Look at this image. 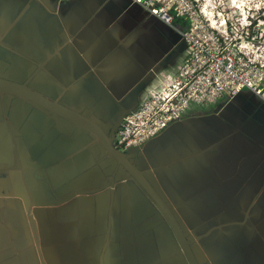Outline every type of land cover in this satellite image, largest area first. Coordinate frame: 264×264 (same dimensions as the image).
I'll return each mask as SVG.
<instances>
[{"label": "crops", "instance_id": "crops-1", "mask_svg": "<svg viewBox=\"0 0 264 264\" xmlns=\"http://www.w3.org/2000/svg\"><path fill=\"white\" fill-rule=\"evenodd\" d=\"M23 1L0 0V26ZM27 1L7 42L40 61L45 45H57L62 35L68 43L58 53L68 68L80 76L95 66V75L80 78L88 99L78 103L101 123L100 116L108 118L114 108L110 92L129 104L148 67H172L185 50L178 31L185 19L176 17L171 26L131 0ZM52 68L63 70L58 63ZM50 82L40 72L31 83L55 95L59 88L51 89ZM92 82L99 95L83 84ZM243 91V109L252 114L260 108L262 125L253 128L250 119L231 129L205 123L208 114L187 116L150 139L148 158L136 160L141 168L160 166L162 180L155 172L147 176L178 204L187 233L192 227L197 234L210 230L194 246L201 264H264V102ZM3 100L0 264H187L170 227L132 181L116 179L111 192L112 163L101 160L97 147L94 154L83 150L67 159L87 136L77 133L73 140L68 122L57 120L55 128L44 111L11 96ZM245 136L252 144H245Z\"/></svg>", "mask_w": 264, "mask_h": 264}, {"label": "built area", "instance_id": "built-area-1", "mask_svg": "<svg viewBox=\"0 0 264 264\" xmlns=\"http://www.w3.org/2000/svg\"><path fill=\"white\" fill-rule=\"evenodd\" d=\"M131 1L171 26L185 16L178 30L185 50L177 64L153 73L124 115L113 135L117 149L140 147L176 121L215 112L245 89L264 102V46L256 35L235 31L231 18L217 17L198 0ZM255 24L249 19L241 26Z\"/></svg>", "mask_w": 264, "mask_h": 264}, {"label": "water", "instance_id": "water-1", "mask_svg": "<svg viewBox=\"0 0 264 264\" xmlns=\"http://www.w3.org/2000/svg\"><path fill=\"white\" fill-rule=\"evenodd\" d=\"M23 3L24 4L20 7L13 19L7 23L6 27L0 34V53L1 48H5L13 54L11 58L0 54V101L2 104L4 102V96H11L15 99L18 98L23 100L24 103H29L49 115L53 120V125L55 128H59L57 125V120L68 122L69 127L72 129L71 134L73 136V140L77 133L87 136L88 140L86 143L72 148L73 150L71 149L69 153L67 152L68 154L66 155L69 156L67 159L74 158V156H77L83 150L92 151L93 147H97L101 151V160L104 159L106 162L112 163V171L108 173L110 178L109 184L111 187V192H113L115 182L117 180L132 181L144 193L146 198L155 206L159 214L164 218L165 222L170 227L178 243L180 251L186 259L187 264H201L197 259L196 248H194V246L195 243H199L204 236L208 235L210 230L197 234L195 228L192 227L190 228V232L187 233L182 226L180 218H184L187 223L188 221L187 218L185 219L182 211L178 207V204L175 201L174 202L176 204H174L172 199H167L162 191L156 185H154V183L147 176V173L155 172L159 177L158 179L162 180V176L160 174L163 173V171L161 170L162 172L159 173L160 166L150 164L145 168H141L137 165L136 160L138 157H142L144 154V158L145 156L148 158L147 146L145 145L147 142L137 148L133 147L126 150H119L114 146L112 141L115 129L121 123L124 115L135 108L142 89L152 79L155 69H151V67L147 68L145 74L135 86L134 97L131 99L129 104L124 105L122 102H120V98L112 95V93L109 91L110 99L114 104V109H119V114L117 119L111 124V127L106 129L103 124H108L110 117L104 119L100 116V119L104 121V123H101L80 110L81 104L78 103H85L88 99L86 93L87 91L80 88V78L87 79V73L90 74L91 72H93V75H95V66L89 68L87 73L80 76L76 75V69H74V67V70L71 69L72 67L68 68L58 53L61 49L65 48L68 43H64L65 39H63L62 35L61 37L59 36L60 40L58 41L57 45H55L54 42H48L45 45V56L41 58L40 61L22 53L19 49L12 47L4 41L5 36L11 31L13 26L17 23V21L30 5L27 0H24ZM62 34L64 35L63 32ZM70 40L69 42H71ZM181 41L184 44L182 39ZM23 62H25V66ZM20 63H23V65H20ZM53 63L61 64L63 70L56 73L52 68ZM22 68H25V72H21ZM40 72H44L47 77L50 76V83L53 85L50 88L54 89L55 86H57L59 88L57 94L50 95L32 85V80ZM21 75L22 77H20ZM83 84H85L87 89L93 92L95 95L100 94L98 92V84L96 82H92V85L90 83ZM237 94L231 99V101L236 99ZM88 104L91 105L89 101ZM224 106H226V104L217 109L215 112L220 111L222 108H224ZM3 117L4 121L9 123V117L7 116V113H4ZM247 138L249 141H252L248 136ZM69 139L72 140L70 137ZM73 140L72 143H74ZM75 140H78V138ZM92 153L94 154L93 151ZM97 160L100 161L99 158H97ZM164 167H166V165ZM107 185L108 183L105 185V187H107ZM26 213L29 215V222L34 224V218L30 214V210L27 209ZM201 246L205 247L204 244H201Z\"/></svg>", "mask_w": 264, "mask_h": 264}, {"label": "rangeland", "instance_id": "rangeland-1", "mask_svg": "<svg viewBox=\"0 0 264 264\" xmlns=\"http://www.w3.org/2000/svg\"><path fill=\"white\" fill-rule=\"evenodd\" d=\"M198 4L200 6L207 7L206 9L208 10V12H213L217 17L224 15L225 17L231 18L232 21L235 22V31L243 30V33H245V31L247 30V34H249V37L256 35V43L264 46V0H198ZM178 18H181L184 21L185 16H181ZM249 19L255 20L256 24L250 27H242L241 24H244V21ZM175 24L179 27L182 26L181 21H175ZM238 97L240 99H245L247 97V93L243 91L240 95L237 94L236 99H233L231 102H229L230 104L227 103L226 106H224V108L220 110L221 112H211L210 114L205 116H211V118L208 120L204 119L203 121L207 124L214 123L221 126L230 125L231 129L240 123L242 125L246 124L245 122L250 121V119L251 122H253L251 123V126H253V128L257 127V124L259 126L262 125L263 122L259 117L261 114L260 108L258 110L255 109L252 114H249L251 109H243V103L240 102ZM260 107L264 109L263 106L260 105ZM234 115L238 118H235ZM236 122H238V124H236ZM244 135H247V133H245ZM245 138V144H250L247 136H245Z\"/></svg>", "mask_w": 264, "mask_h": 264}, {"label": "flooded vegetation", "instance_id": "flooded-vegetation-1", "mask_svg": "<svg viewBox=\"0 0 264 264\" xmlns=\"http://www.w3.org/2000/svg\"><path fill=\"white\" fill-rule=\"evenodd\" d=\"M7 25V24H6ZM6 25H2V26H0V34L2 33V31H3V29L6 27ZM9 37V35L7 34L6 36H5V38H4V41L7 43V44H9L8 42H7V40L9 39L8 38ZM20 50V49H19ZM0 54H3V55H6V56H8V57H12L13 56V54H12V52H10L9 50H7V49H5V48H1V53ZM21 60H22V58H21ZM20 65H23V63H20ZM5 71V70H4ZM119 109H112L111 111H110V115H109V117H110V121L108 122V124H104L103 126L106 128V129H109L110 127H111V124L117 119V117H118V111Z\"/></svg>", "mask_w": 264, "mask_h": 264}]
</instances>
